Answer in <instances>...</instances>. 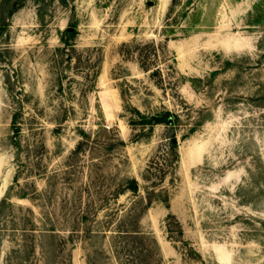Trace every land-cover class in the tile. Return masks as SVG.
<instances>
[{"label":"rangeland","instance_id":"obj_1","mask_svg":"<svg viewBox=\"0 0 264 264\" xmlns=\"http://www.w3.org/2000/svg\"><path fill=\"white\" fill-rule=\"evenodd\" d=\"M0 264H264V0H0Z\"/></svg>","mask_w":264,"mask_h":264},{"label":"trees","instance_id":"obj_2","mask_svg":"<svg viewBox=\"0 0 264 264\" xmlns=\"http://www.w3.org/2000/svg\"><path fill=\"white\" fill-rule=\"evenodd\" d=\"M147 120H148V123L151 124V128H153L155 124H159V123H163V122L169 123V124L172 123V117H171L170 114H167V115L161 114V115L152 116L151 118H149ZM172 147L174 148L175 154H177V151H176V149H177V141H176L175 137L172 140ZM128 188H130L133 191H136L137 190V181L135 179L132 180V185H131V187H128ZM124 192L125 191H121L119 193V195L124 193ZM120 228H124V225L121 224L120 227H119V231L123 232L124 230H122Z\"/></svg>","mask_w":264,"mask_h":264},{"label":"water","instance_id":"obj_3","mask_svg":"<svg viewBox=\"0 0 264 264\" xmlns=\"http://www.w3.org/2000/svg\"><path fill=\"white\" fill-rule=\"evenodd\" d=\"M69 30H73L72 28H69Z\"/></svg>","mask_w":264,"mask_h":264}]
</instances>
